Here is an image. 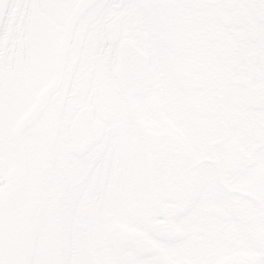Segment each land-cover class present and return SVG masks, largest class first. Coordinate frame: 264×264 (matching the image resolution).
I'll return each mask as SVG.
<instances>
[{"label":"snow or ice","instance_id":"obj_1","mask_svg":"<svg viewBox=\"0 0 264 264\" xmlns=\"http://www.w3.org/2000/svg\"><path fill=\"white\" fill-rule=\"evenodd\" d=\"M0 264H264V0H0Z\"/></svg>","mask_w":264,"mask_h":264}]
</instances>
